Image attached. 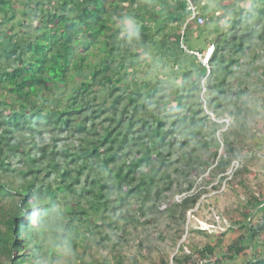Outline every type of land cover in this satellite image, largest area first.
Returning <instances> with one entry per match:
<instances>
[{
    "label": "trees",
    "instance_id": "obj_1",
    "mask_svg": "<svg viewBox=\"0 0 264 264\" xmlns=\"http://www.w3.org/2000/svg\"><path fill=\"white\" fill-rule=\"evenodd\" d=\"M193 1L194 9L189 0H0V264H112L104 241H126L131 225L152 209L151 196L159 199L177 179L178 167L168 162L175 136L188 155L178 159L183 166L213 145L203 162H217L215 175L231 165L242 134L254 130L253 143L264 147L261 120L245 119L252 112L264 117V85L250 80L255 97L239 87L236 100L227 89L248 75L239 69L246 56L253 66L264 58V0ZM193 12L204 27L190 19ZM211 19L219 25L211 27ZM188 30L213 35L206 39L214 45L207 65L189 48ZM205 103L234 116L223 142V123ZM242 161L228 180L245 181L249 192L238 237L223 244L221 225L197 229L217 242L204 241L173 264H264V193L248 181L257 175L251 164L264 163ZM191 187L192 181L177 192ZM206 191L170 196V245ZM131 200L134 211H123ZM92 240L102 251L94 252ZM116 260L126 264L121 254ZM151 261L171 264L167 250ZM132 264L141 262L135 257Z\"/></svg>",
    "mask_w": 264,
    "mask_h": 264
},
{
    "label": "rangeland",
    "instance_id": "obj_2",
    "mask_svg": "<svg viewBox=\"0 0 264 264\" xmlns=\"http://www.w3.org/2000/svg\"><path fill=\"white\" fill-rule=\"evenodd\" d=\"M230 1L233 0H226L225 3ZM189 2L190 7L193 8L192 6H194V1L189 0ZM210 23L211 27L219 25V21L217 19H211ZM224 24L225 23L221 25L223 26ZM175 26L176 24H173V22L168 23V26L165 28L163 33L171 32ZM184 29L185 25H182V32L184 31ZM227 31H229V29ZM212 36L213 35L211 34L207 35V38H212ZM160 37L161 36L159 34L158 38ZM207 38L205 36H198L191 30H188L187 32V44L189 48L194 49V52L198 55L201 61H203V64L206 65L208 64V59L206 56L207 52L209 51V49L212 48V43L207 41ZM204 49L205 54L196 51H201ZM253 54L254 51L252 52V55ZM248 60L249 59H247L246 56L243 59V61H246L245 65L242 68H239L241 72H246L248 75L246 74L247 76L242 79L241 84L239 83L237 85L238 82L234 81L231 84L232 86L227 88L229 96L234 100H236V95L234 94L236 88L242 87L249 92V95H251V97H255V95H253L257 91L255 89V84L259 83L264 85V83L259 78V72L263 71L260 65L264 64V58L257 57L256 63L254 64L255 66H253V64ZM157 72L155 71L153 75H156ZM254 79L257 82H255ZM250 80L255 82V84L253 82L252 84ZM257 93L259 94V92ZM200 96L201 98H204V100L205 97L208 96V92L205 88L202 90ZM224 97H227V95ZM224 97L223 99L225 100ZM258 102L260 103V101ZM204 108L205 112L210 114L212 119L223 123L222 128H219L217 131V135L220 138V141L223 142V136L221 132L222 130L227 129L230 126L232 127V125L234 126V116L225 114L226 110H222L219 113L222 117L217 119L216 117H218L219 115L217 111H214V109H212L206 103L204 105ZM235 108L236 105H232L229 109ZM246 113L251 112L249 109H247ZM201 117H204V115H201ZM257 118L261 120L259 125H264V117L259 118V116L255 114V112L248 114L245 119L249 124L253 125V123L257 122ZM212 128V126L209 127V132L212 131ZM253 133L256 132L253 130L250 131V135L242 134L235 141L236 143L233 145V147H235L234 149L236 152L232 163L226 168L225 172H222L218 175H215V171L219 169V166L217 165L216 161L212 162V164L208 166L206 163L203 162L215 149L213 145L210 147L209 150H204L195 153V161L192 160L189 166H183L184 162L178 160L183 155L182 150L179 149L180 140L177 136H175V138L172 139V141L175 142V146L173 148H170L172 154L169 156L168 162L171 164L173 163L172 168L178 167L179 169L176 172H172L173 176L177 178L176 181H174L173 185L170 187L169 190L164 191V193L160 195L159 199H155L154 197H152L153 195L151 196L148 205H150L152 209L148 210L147 208L146 217H144L143 220L138 223V225H131V231L130 234L127 235L126 241H124L123 243L119 241H117L116 243V240L114 239H108L107 241H104V244L102 246L103 252L109 256V258L111 259V263L120 264L116 259L117 256L121 254L126 264H132V261L135 257L139 259L141 264H149L150 262H152L151 260H157L161 258L162 255H164V250H167V259L171 264H173L174 261L177 259L183 260L184 256L193 255V251L198 249L204 241L209 240L212 243L217 242V237L214 233L213 236H210L209 234L200 233L197 229H210L212 231L218 225H221L226 230V236L224 238L223 244H227L232 239L238 237L240 233L238 229L240 226L239 221L243 219L240 207L241 203L246 202V200L248 199L249 192L246 189L247 183L245 181H234L232 184H229L228 180L233 177L235 168H237L239 164L242 165V160H245V158H258L260 159L261 164L264 163V147L260 148L258 145L253 143V139L251 137ZM70 142L72 141L63 140L61 142V145L68 144ZM188 148L191 147L189 146ZM222 151L223 144L220 148V152ZM187 157L188 155H183L184 160H186ZM192 165L195 167V169L192 168ZM184 168L186 169V172L182 171ZM251 168L256 170L257 175H255V173L248 175V181L250 183V186L254 189V192H256L257 194L258 192L260 194L264 193V165L256 166L255 164H251ZM209 177H212L213 179L210 182L208 181ZM221 177L223 178L219 182ZM169 180L171 179L167 178V181ZM190 181H192V187L189 190L180 193L177 192L178 188L187 187ZM201 188H206L207 191L201 195L196 206L187 212L182 237L179 238V240L175 243L174 246L170 245L173 231L176 229L175 224L171 223L168 215V205L170 196L172 195L173 199L175 200H180L183 196H185V194H188L189 192L198 191ZM132 207L133 200H131L129 206L124 207L122 210H132L134 209ZM147 219L149 222H147ZM169 224L173 226L172 229ZM91 243H93L94 245V252H96L98 248H101V246H98V244H96L94 240H92ZM114 244H117L116 247L113 246ZM64 254L65 255L62 256L59 263H65L67 251H64ZM94 256V259H100L99 254L95 253Z\"/></svg>",
    "mask_w": 264,
    "mask_h": 264
},
{
    "label": "built area",
    "instance_id": "obj_3",
    "mask_svg": "<svg viewBox=\"0 0 264 264\" xmlns=\"http://www.w3.org/2000/svg\"><path fill=\"white\" fill-rule=\"evenodd\" d=\"M193 7V6H192ZM192 9H194V7L192 8ZM197 18V23L198 24H200V25H202V24H204V22H205V19L203 18V17H201V16H197V13L196 12H193V14H192V16L190 17V19H193V18Z\"/></svg>",
    "mask_w": 264,
    "mask_h": 264
},
{
    "label": "clouds",
    "instance_id": "obj_4",
    "mask_svg": "<svg viewBox=\"0 0 264 264\" xmlns=\"http://www.w3.org/2000/svg\"><path fill=\"white\" fill-rule=\"evenodd\" d=\"M186 27V26H185ZM184 32V31H183ZM212 48L211 49H209V51L207 52V61L209 62V60H210V58H211V56H212V54H213V52H214V45L212 44V46H211Z\"/></svg>",
    "mask_w": 264,
    "mask_h": 264
},
{
    "label": "bare ground",
    "instance_id": "obj_5",
    "mask_svg": "<svg viewBox=\"0 0 264 264\" xmlns=\"http://www.w3.org/2000/svg\"><path fill=\"white\" fill-rule=\"evenodd\" d=\"M259 78L262 82H264V72L263 71H260L259 72Z\"/></svg>",
    "mask_w": 264,
    "mask_h": 264
}]
</instances>
